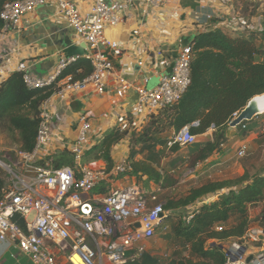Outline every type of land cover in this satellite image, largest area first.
<instances>
[{
    "label": "built area",
    "instance_id": "1",
    "mask_svg": "<svg viewBox=\"0 0 264 264\" xmlns=\"http://www.w3.org/2000/svg\"><path fill=\"white\" fill-rule=\"evenodd\" d=\"M219 1L227 3V0ZM168 2L93 0L86 11L79 9L76 0H14L3 4L0 34L18 30L25 14L50 5L55 16L62 19L84 44L83 57L92 65L91 73L80 80H73L69 75L58 80L66 66L79 55L59 53L57 64L45 74L34 73V63L28 59H21L16 65L15 70L22 72L27 86L45 87L57 82V89L41 104L34 149L31 152L16 149L0 157V167L9 177L8 190L0 197V242L16 247L11 254L13 259L27 258L31 264H57L59 257H64L70 264H76L73 260L76 257L83 264H133L148 251V241L168 214L159 199L161 188L155 185L146 189L127 175L111 178V175L116 177L130 168L125 159L115 162L110 171L104 166L82 164L83 153L100 136L90 119L92 114L84 110L76 117L72 124L76 135L69 138L61 128L63 115H58L55 108L57 103H62L67 109L72 96L88 89L101 96L109 93L105 76L114 70L112 56L119 44L105 36L106 28L130 17L136 7L142 14H147ZM230 26L232 31L255 28L254 23L242 17L231 20ZM139 33L138 28L131 31L132 36ZM11 52L10 48L0 51V76L6 75L4 61ZM190 60V48L186 44L178 50L171 72L161 74L153 88L139 86L136 101L125 111L113 112L112 123L108 121L109 128L128 134L139 132L151 115L175 104L190 83ZM137 64L141 66L142 62ZM122 82H125L122 85H128L126 81ZM124 91V88H118L113 96L123 98ZM262 114L264 112L256 116ZM244 122L238 125L241 129L246 128ZM191 125L196 126L197 122ZM195 142H198V136L190 133L189 126L185 125L168 138L167 146H186ZM63 150L72 154L75 167L52 166L51 156ZM246 152L247 144L242 140L236 155L243 157ZM103 180L107 181L108 190L95 192L94 188ZM120 180L127 181L122 184ZM15 216L23 218V225L13 219ZM247 233L252 241L258 240L256 232ZM244 258L240 256L231 261L228 257L224 264H241Z\"/></svg>",
    "mask_w": 264,
    "mask_h": 264
},
{
    "label": "trees",
    "instance_id": "2",
    "mask_svg": "<svg viewBox=\"0 0 264 264\" xmlns=\"http://www.w3.org/2000/svg\"><path fill=\"white\" fill-rule=\"evenodd\" d=\"M6 1L14 0H0V10ZM2 27L0 19V29ZM258 33L222 27L197 32L188 43L190 83L182 97L175 104L151 115L139 132L128 134L108 128L83 153L81 163L102 161L105 170L110 171L115 164L113 147L128 139L130 148L125 162L130 168L116 177H110H134L143 180L146 189L151 188L150 183L161 189L174 186L178 180L162 161L166 151L175 153L180 146H167L168 133L172 130L173 134L188 125L190 133L199 136L212 128L211 138L184 146L189 147L188 157L194 167L220 150L225 130L234 114L239 113L254 96L264 94V37L258 40ZM91 71L90 61L80 56L66 66L58 80L68 75L73 80H80ZM56 89L57 82L45 87H29L22 72L17 70L0 82V131L18 150L31 152L34 149L41 104ZM193 122L197 125H191ZM248 131L250 128L246 124L243 132ZM50 159L53 167L76 165L72 154L66 150L52 155ZM181 161L180 157L172 159L169 169L175 170L185 162L184 159ZM8 186L7 174L0 167V197L7 192ZM108 187L107 181L103 180L94 191L105 192ZM212 195L216 198L197 204L200 199ZM159 199L168 213L176 209L185 213L184 208L195 204L187 215L179 214L167 220L169 226L165 225L168 229L165 237L174 254L169 262L171 264H224L228 255L222 247L223 242L233 239L242 245L253 222L264 228V208L253 219L249 214L253 204L264 201V170L253 174L246 170L232 178H208L190 186L182 195L165 199L159 196ZM13 219L20 225L24 223L20 216ZM255 245L261 246V241ZM158 263L167 262L146 251L133 264Z\"/></svg>",
    "mask_w": 264,
    "mask_h": 264
},
{
    "label": "crops",
    "instance_id": "3",
    "mask_svg": "<svg viewBox=\"0 0 264 264\" xmlns=\"http://www.w3.org/2000/svg\"><path fill=\"white\" fill-rule=\"evenodd\" d=\"M92 1L76 0L81 11H86L91 6ZM239 2V0H227L226 4H222L219 0H169L164 7L158 10H150L147 14H142L140 8L136 7L130 12V17L124 18L115 26L107 27L105 36L110 40L117 41L119 44L118 49L112 56L114 70L105 76L109 93L101 96L88 89L85 93L72 96L68 102L67 109L62 103H57L55 109L59 113L58 115H63L61 128L65 136L69 138L75 137L76 130L72 124L84 110L91 112L92 116L90 119L93 127L101 135L109 128L108 121L112 123L113 112L125 111L136 101L138 97L137 88L139 86L153 88L157 85L161 74L171 72L178 50L188 44L193 35L199 31L216 27L230 30L231 20L236 17L244 18L238 7ZM259 2L260 0L253 2L255 3V13L250 15L252 18L255 16L252 19L255 28L248 30L250 33L260 32L256 36L258 40L264 37V32H262L264 30V18L261 15L262 12L264 13V2ZM257 13L259 15H256ZM46 24L58 26L59 29L55 32L54 39L44 44L43 39L40 37V30ZM134 28L139 29V35H131V31ZM64 30L66 32H63ZM6 48H10L12 52L9 58L4 61L7 71L5 76H0V82L11 72L15 71L16 65L21 59H28L34 63V73L45 74L50 72L57 64L59 53L66 56H83L85 53L83 43L74 35L70 28L65 26L62 19H58L55 16L54 8L50 5L38 7L36 10L25 14L18 30L10 31L6 35L0 34V51ZM139 61L142 62V65L137 70H134ZM38 66L39 69H37ZM122 80L126 81L128 85H122L125 84ZM121 87L125 90L124 96L117 99L113 96V93ZM260 116H255L251 121ZM246 124L247 126L249 125L248 123ZM260 126V121L254 122V130ZM239 127L227 126L225 130L226 139L221 147L224 146V143H228L229 140L234 138L233 136L230 137L228 133L238 131L236 133L245 134L243 129ZM251 135H253V132H250L249 135L247 134V138ZM208 136L211 138L208 133L199 135L198 141L207 140L209 139ZM241 141H239V144ZM221 147L219 151L212 155L213 158L210 156L203 162L218 159L221 154ZM128 155V139L122 140L113 147L112 156L114 162L126 159ZM164 160L165 158L162 161L163 165L165 163ZM89 165L91 167L104 166L102 161L89 163ZM165 167L170 173L174 171L171 168L169 169L167 164H165ZM155 185L150 183V187ZM215 197V195H212L208 199L213 200ZM202 201L203 198L197 204ZM194 207L195 204H192L185 209L187 213H190ZM263 208L264 201L253 204L249 209L250 217L255 218ZM252 225L254 227L249 229V231L256 232L263 243H261V246H256V242L252 241L247 233L242 244L246 246L243 256L260 254L256 264H264V228L258 225V222H253ZM233 245L239 244L234 241L228 248ZM15 248L13 245L0 242V264H31L27 258L13 259L11 254L16 251ZM67 263L68 261L64 257H59L57 262V264Z\"/></svg>",
    "mask_w": 264,
    "mask_h": 264
},
{
    "label": "rangeland",
    "instance_id": "4",
    "mask_svg": "<svg viewBox=\"0 0 264 264\" xmlns=\"http://www.w3.org/2000/svg\"><path fill=\"white\" fill-rule=\"evenodd\" d=\"M239 1L240 2L238 4V7L240 8L241 14H243L244 16L243 19L253 24L252 19L255 18V16H253V18L252 16H250L251 14L255 13V9H254L255 3L253 2L259 0H254L252 2L250 0H239ZM260 2H264V0L262 1L260 0ZM256 15L259 14L257 13ZM261 15H263L262 17L264 18L263 12ZM37 69H39V66L37 67ZM260 97L264 99L263 94L260 95ZM260 112H264V108H262ZM251 120L246 121V123L249 124L248 126L250 128V132H253V135L247 138V134L249 135L250 132L241 134V133H236L238 131L236 132L232 131L231 133H228L230 137L233 136L234 138L229 140L228 143H224V146L221 147L223 151L222 150H221L222 152L220 151L221 154L219 155L218 159H212L209 162H200L197 163L194 167H192L191 158L188 157L189 147L180 146V150L175 153L166 151L165 160H164L165 164L168 165L172 159L177 157H180L182 161L184 159L185 162L183 164H179V167L175 168V170L172 172L175 178H177L178 182L172 187L164 188L160 192L161 199H165L168 196L171 197V196L182 195L188 190L190 186L202 182L208 178L211 179L232 178L243 174V172L246 170L250 174L264 170V114H262L260 117H257L254 121ZM255 121H260L261 126L258 129L254 130ZM212 131L213 130H210L207 133L209 135H212ZM171 134H172V130L168 133L166 140L169 138V136H171ZM165 135L166 134L164 133L163 136ZM241 140H245L247 144V152L243 157H238L236 155V149L238 147L239 141ZM16 149L17 146L9 138H7L4 133L0 131V157L6 153L11 154ZM8 178L9 177L7 176V180ZM131 179L136 180V178L134 177ZM126 181L127 180H123V181L120 180L119 183L123 184ZM136 181H138V183H140L142 186L145 185V182L143 180H136ZM203 200L206 202L211 201L208 199V197H204ZM184 210L186 211L185 213L182 212L181 209H176L173 212H170L172 214V217L170 213H168L167 218H165L160 228H158L155 235L148 241V251L154 255L159 256L162 262L169 263L170 260L174 258V254H172L173 249L165 237V232H167L168 229L167 228L164 229L163 227H165V225L169 226L167 220H170V218H173L175 215H179V214H183L184 216L187 215V210L185 208ZM31 217L32 214L30 215V218ZM253 227L254 226L251 225L250 229ZM230 240L223 242V245L226 248H228L235 241V240L233 241V239ZM257 241H261V240L258 238ZM261 243L263 242L261 241Z\"/></svg>",
    "mask_w": 264,
    "mask_h": 264
},
{
    "label": "water",
    "instance_id": "5",
    "mask_svg": "<svg viewBox=\"0 0 264 264\" xmlns=\"http://www.w3.org/2000/svg\"><path fill=\"white\" fill-rule=\"evenodd\" d=\"M58 29V26H50L48 24L44 25L40 30V37L43 39V43L46 44L48 41L53 40L55 37V32L58 31ZM63 32L66 31L64 30ZM138 67H140V65L136 64L134 70H137ZM255 97L256 96L250 99L246 106L237 114V116L229 122L230 127H237L243 121L251 120L258 114L252 105V101H254ZM208 138H210V136H208ZM136 225L138 226V224ZM222 247L231 261L238 260L240 256H243L246 251L245 245H233L230 248H226L224 245H222ZM258 257H260V254H249L244 258V261L241 264H256Z\"/></svg>",
    "mask_w": 264,
    "mask_h": 264
},
{
    "label": "bare ground",
    "instance_id": "6",
    "mask_svg": "<svg viewBox=\"0 0 264 264\" xmlns=\"http://www.w3.org/2000/svg\"><path fill=\"white\" fill-rule=\"evenodd\" d=\"M252 102H253L252 105L255 111H257L258 113H261L260 110L264 108V99L258 95L255 97L254 101ZM73 260L76 262V264H83L79 258L74 257Z\"/></svg>",
    "mask_w": 264,
    "mask_h": 264
}]
</instances>
